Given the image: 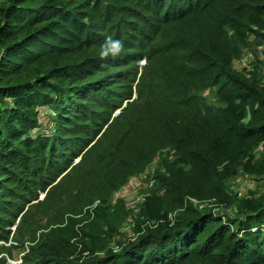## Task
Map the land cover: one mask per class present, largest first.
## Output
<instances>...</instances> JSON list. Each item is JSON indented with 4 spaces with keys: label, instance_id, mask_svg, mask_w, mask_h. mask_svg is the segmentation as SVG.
I'll return each mask as SVG.
<instances>
[{
    "label": "trees",
    "instance_id": "1",
    "mask_svg": "<svg viewBox=\"0 0 264 264\" xmlns=\"http://www.w3.org/2000/svg\"><path fill=\"white\" fill-rule=\"evenodd\" d=\"M107 36L125 48L101 60ZM251 40L264 0H0V242L42 192L39 211L74 214L23 264H264V185L234 184L264 182ZM142 176L128 210L115 196Z\"/></svg>",
    "mask_w": 264,
    "mask_h": 264
},
{
    "label": "rangeland",
    "instance_id": "2",
    "mask_svg": "<svg viewBox=\"0 0 264 264\" xmlns=\"http://www.w3.org/2000/svg\"><path fill=\"white\" fill-rule=\"evenodd\" d=\"M249 50L251 51V54H254L256 57H260L261 61L264 63V47H258L255 45V41H250ZM248 57L243 58L240 60L241 62L239 64V67L241 68H247L250 70L248 61ZM254 63L255 60L253 61ZM145 65V61H142L139 63V74H142L141 68ZM127 102L122 105L123 107H126ZM121 109L117 110L111 117L108 116L107 119H109V123H112L115 118H117L120 114ZM107 127L102 130L101 136L104 135L106 132ZM99 138V137H98ZM96 142V141H95ZM80 161L79 159L75 160V164H77ZM149 179L145 176H142L140 178H134L130 181L128 186H126L123 190H121L118 194H116L115 198L118 196H123V202L126 206V208L132 209L135 212L138 211L140 202L149 195V190L152 188V185H148ZM236 186V193H246L249 190H257L261 188L264 185V182H255L250 179H238L234 182ZM84 196V195H83ZM82 196V197H83ZM46 193H40L39 201L32 202L29 207H26L25 209V218L28 224L25 225V228L18 233L17 232V226L20 223V220L22 219L23 215L20 217V219L17 221L16 225L10 228L11 235L8 237V239H5L4 241L0 242V260H3L6 264H23L24 258L28 255L29 248L33 245L30 242H27V240L34 237L33 231L34 229L38 231L37 233V242L39 241V238L42 236L43 233L46 231L52 229L57 222L59 223H65L67 219L72 217L71 213L68 209L71 208V202L69 200H64L63 205L65 210L57 211L54 208L44 210L43 206V212L39 211L37 209V203H42L46 200ZM116 200H113L112 203H115ZM36 204V205H35ZM98 203H96L97 205ZM35 205V206H34ZM32 233V234H31ZM32 235V236H30ZM133 237V233H131V229L127 228L122 232V236H117L114 242L111 244L116 247V249H119V242H122L123 244ZM79 255L76 259H78ZM84 257H87V255H84Z\"/></svg>",
    "mask_w": 264,
    "mask_h": 264
},
{
    "label": "clouds",
    "instance_id": "3",
    "mask_svg": "<svg viewBox=\"0 0 264 264\" xmlns=\"http://www.w3.org/2000/svg\"><path fill=\"white\" fill-rule=\"evenodd\" d=\"M124 48L125 45L123 40L107 36L105 37L103 45H101L99 58L101 60L118 58L124 52Z\"/></svg>",
    "mask_w": 264,
    "mask_h": 264
}]
</instances>
